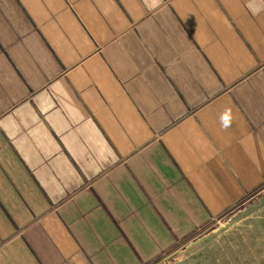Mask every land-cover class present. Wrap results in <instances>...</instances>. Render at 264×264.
I'll use <instances>...</instances> for the list:
<instances>
[{"label": "crops", "instance_id": "1", "mask_svg": "<svg viewBox=\"0 0 264 264\" xmlns=\"http://www.w3.org/2000/svg\"><path fill=\"white\" fill-rule=\"evenodd\" d=\"M258 193L264 0H0V264H152Z\"/></svg>", "mask_w": 264, "mask_h": 264}, {"label": "rangeland", "instance_id": "2", "mask_svg": "<svg viewBox=\"0 0 264 264\" xmlns=\"http://www.w3.org/2000/svg\"><path fill=\"white\" fill-rule=\"evenodd\" d=\"M263 191V190H262ZM233 216L225 226L179 257L167 259L172 253ZM264 264V194L258 193L245 201L233 213L222 216L209 229L199 231L182 246L166 252L152 264Z\"/></svg>", "mask_w": 264, "mask_h": 264}, {"label": "water", "instance_id": "3", "mask_svg": "<svg viewBox=\"0 0 264 264\" xmlns=\"http://www.w3.org/2000/svg\"><path fill=\"white\" fill-rule=\"evenodd\" d=\"M264 194V193H263ZM231 219H233V216H229L226 220H224L222 223L218 224L217 226H215L213 229L209 230L208 232L200 235L199 237H197L196 239L188 242L183 249L176 251L174 253H172L170 256L167 257V259L169 260L172 256L177 255L178 257L183 254L185 251H187L189 248L197 245L198 243H200L201 241H203L205 238L211 236L212 234H214L215 232H217L219 229H221L223 226H225ZM161 264V263H159Z\"/></svg>", "mask_w": 264, "mask_h": 264}]
</instances>
